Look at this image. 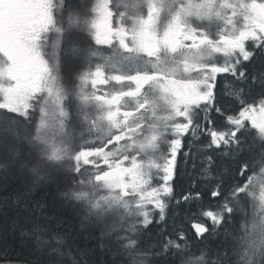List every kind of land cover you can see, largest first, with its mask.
<instances>
[{"label":"snow or ice","instance_id":"1","mask_svg":"<svg viewBox=\"0 0 264 264\" xmlns=\"http://www.w3.org/2000/svg\"><path fill=\"white\" fill-rule=\"evenodd\" d=\"M69 56L83 63L62 73ZM257 58L264 0H0V143L16 141L11 163L37 180L71 174L65 196L112 264H264V72L246 70ZM178 157L199 162L182 191ZM244 200L251 216L233 226ZM30 235L57 264H91L39 221Z\"/></svg>","mask_w":264,"mask_h":264},{"label":"trees","instance_id":"2","mask_svg":"<svg viewBox=\"0 0 264 264\" xmlns=\"http://www.w3.org/2000/svg\"><path fill=\"white\" fill-rule=\"evenodd\" d=\"M82 1L85 4L91 3V0ZM96 47L103 49L104 46ZM82 63V61H68L65 65ZM246 70L249 75H259L264 72V61L257 58L255 63H248ZM64 71L65 66L62 73ZM220 87L218 79V90ZM260 92L258 83L252 86V95L256 99L260 98ZM220 103L229 113H234L238 107L232 100L223 97L220 98ZM2 117L3 115H0V118ZM216 119L222 118L217 116ZM15 143L17 142L10 137L6 143H0V159L9 162L7 168H0V264H57L60 258L55 255L50 256L47 249L39 250L37 241L30 235L33 224L37 221L47 225L50 232H59L66 236L73 255L80 250L89 249L91 264H112L113 257L104 246L107 237L101 236L99 226L85 221L80 207L65 196L72 187L67 182L71 174L63 170L54 171L37 180L28 169H21L11 163L9 146ZM20 148L23 155L27 145L21 143ZM224 163L228 165L230 162L225 160ZM231 167L235 169V165ZM178 168L180 172L174 183L178 191L187 190L189 184L197 179L199 162L197 167L193 168L191 161L186 166L181 165L178 157ZM238 179L243 181L244 177ZM241 204L243 210L237 213V220L233 221V226L243 219L245 212L249 217L251 216L250 201L244 200ZM149 228L152 231L146 240L151 239L155 242L158 238V226L149 225ZM187 235L191 236V231H188ZM226 239L227 230L204 241V244L215 250ZM61 264H71V262L68 257H64Z\"/></svg>","mask_w":264,"mask_h":264},{"label":"rangeland","instance_id":"3","mask_svg":"<svg viewBox=\"0 0 264 264\" xmlns=\"http://www.w3.org/2000/svg\"><path fill=\"white\" fill-rule=\"evenodd\" d=\"M73 2H75V3L85 4L82 0H73ZM86 4H90V3H87V2H86ZM80 35L83 36L84 34L81 33ZM68 61L79 62L80 60H79L78 58H76V57L69 56V57H67L66 60H64V61L62 62V69H64V66H65V64H66ZM62 69H61V71H62ZM4 113H5V110H0V115H3ZM7 115H13V114H7Z\"/></svg>","mask_w":264,"mask_h":264},{"label":"flooded vegetation","instance_id":"4","mask_svg":"<svg viewBox=\"0 0 264 264\" xmlns=\"http://www.w3.org/2000/svg\"><path fill=\"white\" fill-rule=\"evenodd\" d=\"M114 23H118V22L114 20Z\"/></svg>","mask_w":264,"mask_h":264}]
</instances>
